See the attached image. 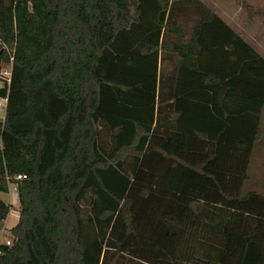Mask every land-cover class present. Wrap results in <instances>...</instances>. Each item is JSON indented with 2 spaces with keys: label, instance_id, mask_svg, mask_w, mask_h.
<instances>
[{
  "label": "trees",
  "instance_id": "trees-1",
  "mask_svg": "<svg viewBox=\"0 0 264 264\" xmlns=\"http://www.w3.org/2000/svg\"><path fill=\"white\" fill-rule=\"evenodd\" d=\"M0 42V264H264V57L212 9L0 0Z\"/></svg>",
  "mask_w": 264,
  "mask_h": 264
},
{
  "label": "rangeland",
  "instance_id": "rangeland-1",
  "mask_svg": "<svg viewBox=\"0 0 264 264\" xmlns=\"http://www.w3.org/2000/svg\"><path fill=\"white\" fill-rule=\"evenodd\" d=\"M205 6L215 11V13L220 16L223 20L229 21L227 16L233 15L230 11L232 8L238 9V6L242 4L241 0L232 1L229 5V0H199ZM255 2L256 5L247 6L244 8L241 15H244V25L242 20H239V13L236 12V17L233 25L238 30L241 31L244 38L257 49V51L264 57V0H248ZM245 7V6H244ZM230 22V21H229ZM241 26V28L239 27ZM2 106L0 107V122H3L5 119V104L1 102ZM262 132L263 136L253 152L251 165L249 169L250 179L246 183L244 192L245 194L248 191H257L264 195V113L262 120ZM2 145V140L0 137V149ZM14 195H0V198L8 205H12L13 210L11 211L8 219L5 221L3 228V233L1 235V242L6 243L8 241L12 242L13 245V236L12 230L18 224L20 216V201L17 197L18 192L15 191V187L11 188Z\"/></svg>",
  "mask_w": 264,
  "mask_h": 264
},
{
  "label": "built area",
  "instance_id": "built-area-1",
  "mask_svg": "<svg viewBox=\"0 0 264 264\" xmlns=\"http://www.w3.org/2000/svg\"><path fill=\"white\" fill-rule=\"evenodd\" d=\"M0 47H2V50H8V52L10 53V60H9V62L2 63L1 64V68H0V90H1V89H4V88L10 86V84H11V81H12V71H13V63H14V52L11 53L9 51V49L7 48V46L1 44V42H0ZM1 102H4V104H5L7 102V100L0 98V107L2 106V103ZM26 178L27 177L24 176V175H18V176H16L15 180H17V181H23ZM12 187H15L14 190L18 192L17 186L15 184H10V186H9V192L6 195H8V196L14 195L13 190L11 189ZM0 195H2V194H0ZM17 197H18V194H17ZM2 233H3V229H0V240H1ZM4 245L7 246V247H11L12 246V242L11 241H8L6 243H2L0 241V256L3 254L2 249H1V246H4Z\"/></svg>",
  "mask_w": 264,
  "mask_h": 264
},
{
  "label": "crops",
  "instance_id": "crops-1",
  "mask_svg": "<svg viewBox=\"0 0 264 264\" xmlns=\"http://www.w3.org/2000/svg\"><path fill=\"white\" fill-rule=\"evenodd\" d=\"M232 1H235V0H229V5H232L231 4V2ZM241 2H242V4H240V6H238V9L236 10V8L234 7V8H232L230 11L233 13V15H229V16H227V18L229 19V21H225L229 26H231L239 35H241V37H243L244 38V36H243V34L241 33V31L240 30H238L236 27H234V25H233V23H234V21L235 20H233V19H236V17L238 16V15H236V12L237 13H239L240 15H241V13L243 12V10H244V8H246L247 6H254V5H256L255 4V2L253 1V2H251V1H248V0H241ZM245 6V7H244ZM214 11V10H213ZM245 11V10H244ZM215 12V11H214ZM240 18H238V20H239V23H240V20H242V23H243V25H244V21H245V19H244V15H241V16H239ZM233 22V23H232ZM240 28H241V26H239ZM245 39V38H244ZM246 40V39H245ZM247 41V40H246ZM248 42V41H247ZM249 43V42H248ZM255 48V47H254ZM256 49V48H255ZM257 50V49H256ZM6 106H7V102L5 103V110H6ZM264 113V112H263ZM1 148H2V145H1ZM20 217V216H19ZM18 222H19V220H18Z\"/></svg>",
  "mask_w": 264,
  "mask_h": 264
}]
</instances>
